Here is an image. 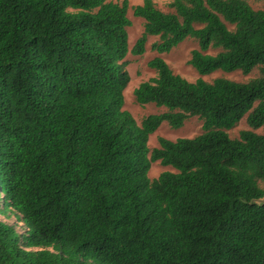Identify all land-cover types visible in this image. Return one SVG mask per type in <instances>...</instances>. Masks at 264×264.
<instances>
[{
    "label": "trees",
    "instance_id": "16d2710c",
    "mask_svg": "<svg viewBox=\"0 0 264 264\" xmlns=\"http://www.w3.org/2000/svg\"><path fill=\"white\" fill-rule=\"evenodd\" d=\"M168 7H133L132 54L192 38L200 77L258 74L190 82L156 56L133 94L165 111L138 124L123 108L127 0H0V214L25 228L0 220V264H264V7ZM193 116L200 134L149 148ZM156 161L176 172L149 179Z\"/></svg>",
    "mask_w": 264,
    "mask_h": 264
},
{
    "label": "rangeland",
    "instance_id": "374dc122",
    "mask_svg": "<svg viewBox=\"0 0 264 264\" xmlns=\"http://www.w3.org/2000/svg\"><path fill=\"white\" fill-rule=\"evenodd\" d=\"M112 2L121 3L123 0H107ZM128 9L127 17L131 21V25L127 27L128 34V53L125 57L126 64L124 70L129 76V81L126 88L124 89V106L123 108L128 111L136 122L139 124L141 120L150 115L158 114L165 111L163 107H157L154 104H145L139 105L134 98L133 91L137 86L144 81L154 77L155 71L148 66V62L159 56L169 65L172 71L175 74L180 75L190 82H194L198 78H202L205 81L211 82L213 79L218 77H223L235 81L245 82L251 78H254L258 71L254 70L251 74L244 76L240 72L224 73L221 71L214 72L207 76L200 77L195 69L189 65V60L191 57V51L197 48V43L192 38H187L181 42L178 46L173 48L168 53H157L152 51L150 46L152 43L159 40L158 37L151 36L148 37L145 44V51L142 55H134L131 53V49L135 44V41L140 37L143 31V19L135 17L133 15V7L142 3V0H127ZM248 3L253 8H262L264 7V0H247ZM157 8L164 12H169L170 8L168 7L169 0H153ZM209 53L214 54L216 50H210ZM201 120L198 117L193 116L185 121L184 125L177 129H172L168 126L167 123H162L159 128L149 136L148 146L150 149L158 147V138L163 137L165 139L175 141L178 138H192L202 132ZM245 128L244 121H241L237 127L229 131L231 137H236L240 129ZM164 171L176 172L170 166H162L158 161L151 163L150 169L148 171L149 179H155L159 176L160 173ZM8 215V216H7ZM7 215L0 214V220L9 223L16 224L19 231H24L25 228L22 222H18V218L15 217L13 213H7Z\"/></svg>",
    "mask_w": 264,
    "mask_h": 264
}]
</instances>
